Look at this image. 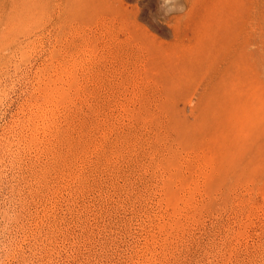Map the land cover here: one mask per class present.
<instances>
[{"label":"rangeland","instance_id":"374dc122","mask_svg":"<svg viewBox=\"0 0 264 264\" xmlns=\"http://www.w3.org/2000/svg\"><path fill=\"white\" fill-rule=\"evenodd\" d=\"M184 3L0 0V264H264V0Z\"/></svg>","mask_w":264,"mask_h":264},{"label":"clouds","instance_id":"9594fccd","mask_svg":"<svg viewBox=\"0 0 264 264\" xmlns=\"http://www.w3.org/2000/svg\"><path fill=\"white\" fill-rule=\"evenodd\" d=\"M187 8L185 7L184 0H164L165 16H172L181 18L186 15Z\"/></svg>","mask_w":264,"mask_h":264},{"label":"bare ground","instance_id":"6f19581e","mask_svg":"<svg viewBox=\"0 0 264 264\" xmlns=\"http://www.w3.org/2000/svg\"><path fill=\"white\" fill-rule=\"evenodd\" d=\"M106 1V0H105ZM108 2H109V0H108ZM122 21H123V19H122ZM132 22V21H131ZM135 22V21H134ZM136 23V22H135ZM137 24V23H136ZM137 26V25H136ZM138 28V27H137ZM140 29V28H139ZM143 28L141 27V29L140 30H142ZM143 30H145V29H143ZM146 35H149V34H147V32H146Z\"/></svg>","mask_w":264,"mask_h":264}]
</instances>
